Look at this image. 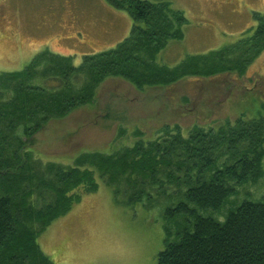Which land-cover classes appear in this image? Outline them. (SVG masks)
Segmentation results:
<instances>
[{"label":"trees","instance_id":"1","mask_svg":"<svg viewBox=\"0 0 264 264\" xmlns=\"http://www.w3.org/2000/svg\"><path fill=\"white\" fill-rule=\"evenodd\" d=\"M106 1L132 20L129 34L114 47L83 54L77 65L68 55L43 50L21 69L0 71V264H52L36 241L38 232L81 193L95 191L96 177L111 186L117 202L127 204L150 197L149 187L170 181L175 170L197 166L196 184L186 189V199L199 208L219 209L235 185L262 172L264 102L255 116L241 114L216 128L193 125L186 133L178 125L164 127L157 138L138 139L113 153L84 151L72 165L47 162L41 169L42 163L31 159L28 144L41 126L91 102L107 77L143 90L185 77L243 73L264 50L263 11L254 13V26L235 43L164 64L157 55L168 40L183 37V12L163 0ZM20 128L25 141L15 133ZM205 171L209 177L202 175ZM160 174L164 179L156 177ZM35 197L43 201L38 207ZM178 212L192 215V228L176 240L166 239L154 264H264V201L244 200L223 221L198 214L185 202L166 210Z\"/></svg>","mask_w":264,"mask_h":264},{"label":"rangeland","instance_id":"2","mask_svg":"<svg viewBox=\"0 0 264 264\" xmlns=\"http://www.w3.org/2000/svg\"><path fill=\"white\" fill-rule=\"evenodd\" d=\"M163 1L186 18L183 37L168 40L157 55V61L168 65L187 54L235 43L254 26V13L264 11V0ZM131 25L127 11L106 0H0V71L21 69L43 50L68 55L77 65L83 54L114 47ZM260 102H264V50L243 73L185 77L143 90L112 76L97 86L91 102L49 119L28 147L41 169L47 162L67 166L84 151L113 153L138 139L157 138L164 127L178 125L186 133L193 125L216 128L241 114L255 116ZM15 133L25 141L21 128ZM197 171L193 165L188 171L175 170L164 183L162 174L157 175L160 183L149 187L150 197L127 204L117 202L111 186L96 177L97 189L81 193L67 212L38 232L36 241L52 264H154L166 239L176 240L184 229L192 228L191 214L168 215V208L185 202L198 214L223 221L244 200L264 201V157L257 179L235 185L219 209L199 208L186 199L184 193L196 184ZM209 173L202 175L206 178ZM42 202L35 197L33 205ZM45 216L42 213L41 219Z\"/></svg>","mask_w":264,"mask_h":264}]
</instances>
